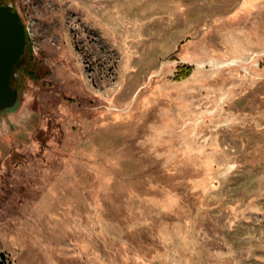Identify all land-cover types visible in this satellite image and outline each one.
Listing matches in <instances>:
<instances>
[{"label":"rangeland","instance_id":"obj_1","mask_svg":"<svg viewBox=\"0 0 264 264\" xmlns=\"http://www.w3.org/2000/svg\"><path fill=\"white\" fill-rule=\"evenodd\" d=\"M12 3L0 262L264 264V0Z\"/></svg>","mask_w":264,"mask_h":264},{"label":"water","instance_id":"obj_2","mask_svg":"<svg viewBox=\"0 0 264 264\" xmlns=\"http://www.w3.org/2000/svg\"><path fill=\"white\" fill-rule=\"evenodd\" d=\"M27 45V27L12 2L0 0V113L18 107L20 81Z\"/></svg>","mask_w":264,"mask_h":264},{"label":"trees","instance_id":"obj_3","mask_svg":"<svg viewBox=\"0 0 264 264\" xmlns=\"http://www.w3.org/2000/svg\"><path fill=\"white\" fill-rule=\"evenodd\" d=\"M13 0H3V2H12ZM32 44L30 35L27 32V45L24 53V66L20 71V75L25 79L27 76H32V78H36L41 75L43 67L36 61L35 55L32 52ZM15 85L19 87V82L15 81ZM0 264H4V261H1Z\"/></svg>","mask_w":264,"mask_h":264},{"label":"built area","instance_id":"obj_4","mask_svg":"<svg viewBox=\"0 0 264 264\" xmlns=\"http://www.w3.org/2000/svg\"><path fill=\"white\" fill-rule=\"evenodd\" d=\"M27 27V32L29 33V28H28V26H26Z\"/></svg>","mask_w":264,"mask_h":264}]
</instances>
